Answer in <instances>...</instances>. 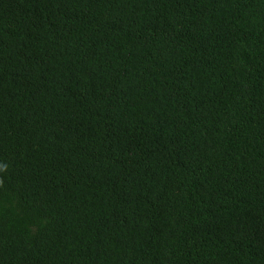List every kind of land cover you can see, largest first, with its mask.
Segmentation results:
<instances>
[{"label": "trees", "instance_id": "obj_1", "mask_svg": "<svg viewBox=\"0 0 264 264\" xmlns=\"http://www.w3.org/2000/svg\"><path fill=\"white\" fill-rule=\"evenodd\" d=\"M0 264H264V0H0Z\"/></svg>", "mask_w": 264, "mask_h": 264}]
</instances>
